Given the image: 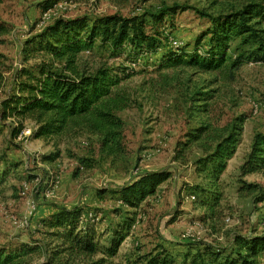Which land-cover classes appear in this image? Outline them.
Returning <instances> with one entry per match:
<instances>
[{
	"label": "rangeland",
	"instance_id": "374dc122",
	"mask_svg": "<svg viewBox=\"0 0 264 264\" xmlns=\"http://www.w3.org/2000/svg\"><path fill=\"white\" fill-rule=\"evenodd\" d=\"M44 1L0 2V24L6 29L0 34V247L37 244L34 262L42 264L61 247L41 220L60 208H81L87 218L92 214L101 244L113 228L134 220L115 256L101 250L92 257L63 253L68 264H96L102 258V264H149L155 257L189 264L206 247L231 249L237 236L263 234L264 168L247 173L242 166L255 134L264 131V62L233 68L235 56L249 48L239 38L230 41L227 62L216 71L173 65L164 54L174 49L170 38L188 52L199 43L204 52L210 17L250 3L264 7V0H55L46 11ZM173 6L178 8L172 17L156 20ZM105 15L137 17L159 41L150 53L133 44L115 49L96 40L77 57L80 71L107 68L118 79L113 96L125 99V108L114 111L123 124L115 153L103 151L101 137L82 127L36 138L37 123L31 118L23 120L26 133L13 137L19 120L1 118V102L19 94L26 73L37 74L49 60L43 51L27 53L25 43L58 18L84 16L91 23ZM232 126L241 128L235 154L212 185L196 162ZM198 133L199 139H193ZM162 170L171 177L137 209L123 205L113 192L140 174ZM246 184H254L256 191L249 192ZM196 187L221 198L204 206L193 192Z\"/></svg>",
	"mask_w": 264,
	"mask_h": 264
},
{
	"label": "trees",
	"instance_id": "16d2710c",
	"mask_svg": "<svg viewBox=\"0 0 264 264\" xmlns=\"http://www.w3.org/2000/svg\"><path fill=\"white\" fill-rule=\"evenodd\" d=\"M54 4L55 0H45L41 6L46 11ZM177 8L173 6L162 10L156 20L161 21L167 14L172 17ZM210 19L211 27L206 30L208 45L204 52H200L199 43H196L191 52L180 45L170 50L167 56L164 54V57L173 65L185 63L199 71H216L227 62L230 41L239 38L240 45L249 48L235 56L231 64L233 68L243 62H264V7L250 3L238 11L212 16ZM5 32L6 29L0 24V34ZM96 40L103 44L109 43L115 49L126 43L133 44L139 50L150 53L159 44L155 37L146 33L144 22L137 17L105 15L91 23L84 16L56 19L25 43L27 53L43 51L49 60L40 64L37 74L26 73L25 81L18 84L19 94L1 102V118L19 120L12 132L13 137H17L24 129L23 120L31 118L37 123L34 132L36 138L60 136L72 127H82L101 137L103 151L110 155L115 153L123 124L114 111L125 108V99L113 96L118 79L107 68L87 73L80 71L77 66L78 55L91 50ZM240 130L238 126L226 129L216 138L213 150L197 160V170L212 185L219 181L228 161L235 154ZM199 133L192 138L199 139ZM242 167L247 173L264 168V131L255 134ZM170 177L171 172L168 170L146 172L113 192L123 205L137 209L147 198L155 195L160 185ZM246 189L253 193L256 186L246 184ZM193 192L198 193L199 202L208 207L218 203L221 198L220 193H212L201 187L194 188ZM82 215L81 208H60L41 220L49 235L59 241L58 246L61 247L42 264H68L69 258L62 261L63 253L69 257H92L101 250L108 257H113L134 222L132 218H127L112 229L106 244H101L95 222L83 221ZM235 243L236 246L231 249L206 247L189 264H264L260 261L264 256V233L250 237L237 236ZM36 252H39L37 244L0 247V264H37L34 262ZM158 258H153L149 264H168L167 260ZM103 262L102 258L94 263Z\"/></svg>",
	"mask_w": 264,
	"mask_h": 264
},
{
	"label": "built area",
	"instance_id": "2783aa9c",
	"mask_svg": "<svg viewBox=\"0 0 264 264\" xmlns=\"http://www.w3.org/2000/svg\"><path fill=\"white\" fill-rule=\"evenodd\" d=\"M169 43H170V45H171L173 48H177V47L180 46V43L177 42L175 39H171V38H170V39H169ZM253 108H254L255 111H257V110H258V105L255 103ZM24 133H26V132L23 130V131L21 132L20 135H22V134H24ZM192 198L194 199L195 196H192ZM32 208L34 209L35 206L32 205ZM91 217H92V214H89V218H87V216H85V215H82L83 221H85V220H91V221H93ZM185 236H187V235H185Z\"/></svg>",
	"mask_w": 264,
	"mask_h": 264
},
{
	"label": "crops",
	"instance_id": "0c3cea01",
	"mask_svg": "<svg viewBox=\"0 0 264 264\" xmlns=\"http://www.w3.org/2000/svg\"><path fill=\"white\" fill-rule=\"evenodd\" d=\"M56 211H58V210H56ZM56 211H52V212H50L48 215H50V214H52V213H54V212H56ZM48 215H47V216H48ZM127 237H128V236H126V238H127Z\"/></svg>",
	"mask_w": 264,
	"mask_h": 264
}]
</instances>
